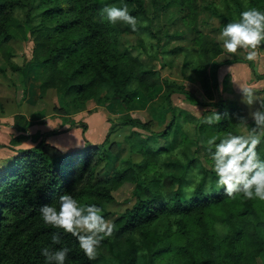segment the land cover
<instances>
[{
    "label": "trees",
    "instance_id": "trees-1",
    "mask_svg": "<svg viewBox=\"0 0 264 264\" xmlns=\"http://www.w3.org/2000/svg\"><path fill=\"white\" fill-rule=\"evenodd\" d=\"M122 1L131 5L128 9L133 16L148 17L144 0ZM232 1L239 15L245 11L242 0ZM112 2L0 0V48L12 68L21 69L12 63L11 44L30 33L31 61L37 64L41 78L40 95L53 88L78 104L106 91L104 99L117 97L129 107L145 102L151 90L163 86L168 113L165 125L156 129L152 121L123 117L120 124L141 128L147 135L137 140L132 134L126 136L128 154L105 179L97 176V170L108 158L104 145L109 133L100 143L85 139L82 146L53 148L52 152L46 136L59 131L51 129L35 135L38 140L33 146L18 148L10 162L0 166V264H46L41 254L44 247H68L65 264H98L107 252L119 264H252L264 253V201L246 199L242 194L229 198L223 188H217L206 146L212 137L219 142L228 133L244 135L240 130L245 125L239 122L244 110L236 99L223 95L218 70L223 64L246 61L251 65V61L240 57L216 61L221 45L196 30V62L187 55L183 65L198 78L208 98L202 101L185 83L168 81L152 63L179 46L164 49L149 25L157 48L151 45L152 52L139 37L141 50L134 53L122 38L132 32L130 27L101 18V10ZM185 3L192 7V0ZM247 4L248 9L264 11V0H248ZM19 6L28 8L23 19L14 14ZM38 8L40 18L32 22L33 10ZM137 27L146 28L140 23ZM174 92L211 107L198 116L175 105ZM214 110L221 121L204 123V117ZM13 117L19 130L25 131L30 123L27 118L19 111ZM81 125L83 130L87 128L84 121ZM173 132L178 134L175 146L158 143V138ZM23 136H14L11 145ZM257 151L264 159V142ZM125 180L135 182L131 203L118 211L108 210L106 203L115 199L113 190ZM64 193L81 204L102 208L104 218L115 224L113 235L102 241L95 260L87 258L74 236L42 219L40 208L45 204L58 207V198ZM217 225L222 226L220 232ZM54 233L61 235V244H52Z\"/></svg>",
    "mask_w": 264,
    "mask_h": 264
},
{
    "label": "rangeland",
    "instance_id": "rangeland-1",
    "mask_svg": "<svg viewBox=\"0 0 264 264\" xmlns=\"http://www.w3.org/2000/svg\"><path fill=\"white\" fill-rule=\"evenodd\" d=\"M148 11V17L139 19L141 26L145 29L136 33H124L123 41L134 53H138L141 48L138 46L139 37L143 39L144 45L151 49L157 48L156 37H151L149 33V25L152 30L160 37L159 43L164 49H172L179 46L177 51H169L164 54L162 60H154L159 68L162 76L168 81L185 83L199 99L208 100L201 89L198 78L191 73V68H184V61L188 56L196 62L197 49L193 45V38L196 30L206 34L208 37L216 40L222 47L220 33L228 22H235L240 15L235 11L234 1L232 0H192L191 8L185 3L189 0H144ZM244 10L248 9V0H242ZM111 5L123 7L130 4H123L122 0H114ZM195 5V6H194ZM41 9L33 10L32 22H37L40 18L38 12ZM218 11V12H217ZM28 12L25 6H19L15 9L14 14L23 19ZM32 36L28 33L27 38L13 41L12 46V63L22 67V65L31 57L32 52ZM154 45V46H151ZM246 51L239 50L236 54H229L222 47V51L216 55V61H224L226 59L245 58ZM162 61L165 64H162ZM21 63V64H20ZM223 64L218 70V79L223 87V95L236 99L244 110V117L247 118V125L241 127L240 132L248 135L253 125L249 112L254 111L259 105H254L251 109L242 102L241 91L235 92L230 84L229 66ZM250 68L253 71L252 79H255L249 87L258 89L257 95L264 99V47L259 49V57L255 61H251ZM21 69H13L12 65L5 59L3 49L0 48V115L14 114L16 111L25 112L33 116L42 115L44 129H56L59 132L49 134L46 139L49 140L51 151L54 152L56 145L61 144L58 150H66L81 146L85 142V137L90 139L92 143H100L104 140L107 133L108 140L104 147L108 153V158L98 166L97 176L99 178L109 177L114 169L118 166L120 158L128 154V143L126 136L133 135L135 140L145 138L147 132L141 128L131 127L130 125H122L125 115L137 116L144 121H152L153 126L160 128L165 125L168 120L167 105L165 102V89L163 86L156 87L149 92V96L145 102H134L131 106H125L117 97L104 99L106 91H103L95 98L87 99L84 102L74 104L71 97L65 96L57 92L53 88H49L44 95L39 94V83L41 78L38 68L25 69V74ZM258 80V82H257ZM30 83V84H29ZM26 84V86H25ZM25 87V88H23ZM37 89V92H36ZM18 90V91H17ZM19 92V93H18ZM19 94H22L19 96ZM173 103L179 107H184L198 116L205 114L207 107L194 102L190 96L185 93L174 92L171 95ZM25 102H24V101ZM39 117V116H37ZM86 121L87 128L82 129V122ZM111 127V128H110ZM109 131V132H108ZM84 141V142H83ZM178 141L177 132H173L168 137L158 138L161 145L175 146ZM83 142V143H82ZM24 143V142H23ZM60 147V146H59ZM54 148V151H53ZM12 159V155H7V160L2 165H6ZM206 167L211 168L210 164ZM135 182L131 180L123 181L113 190L115 199L106 203V208L111 211H118L131 203V195ZM165 222V221H163ZM98 264H119L113 253H106L105 257ZM252 264H264V253L257 256Z\"/></svg>",
    "mask_w": 264,
    "mask_h": 264
},
{
    "label": "clouds",
    "instance_id": "clouds-1",
    "mask_svg": "<svg viewBox=\"0 0 264 264\" xmlns=\"http://www.w3.org/2000/svg\"><path fill=\"white\" fill-rule=\"evenodd\" d=\"M101 18L111 24L122 22L133 33L139 31L137 25L141 23L138 17L129 12L127 5L105 6L101 10ZM220 39L227 53L236 54L244 50L248 61L257 60L259 49L264 47V11L255 7L242 11L237 21L228 22L223 27ZM240 91L242 102L250 109L259 105L249 112L254 125L251 132L248 135L228 133L219 142L212 137L206 141V146L211 152L217 188H223L229 198L242 194L246 199L264 201V159H261L257 151L264 142V99L257 95L258 89L254 87L243 86ZM221 119V115L214 110L211 115L204 117L203 122L213 125ZM239 122L247 125V118L241 117ZM102 212L103 209L97 205L81 204L69 193L59 196L58 207L45 204L40 208L44 223L74 236L90 261L97 258L102 241L111 237L115 231V224L106 220ZM221 227L217 225L218 232ZM51 239L53 245L61 244L59 233H54ZM69 251L68 247H44L41 254L46 264H65Z\"/></svg>",
    "mask_w": 264,
    "mask_h": 264
},
{
    "label": "crops",
    "instance_id": "crops-1",
    "mask_svg": "<svg viewBox=\"0 0 264 264\" xmlns=\"http://www.w3.org/2000/svg\"><path fill=\"white\" fill-rule=\"evenodd\" d=\"M229 64H230L229 65L230 67H229L228 73H229V78H230V84L235 92H239L240 87H243L244 85H248L249 82L251 83L252 81L255 80V79H252L255 77H252L254 76L253 71L250 68L249 63H247L246 61H234ZM27 66L28 68H32L33 66H35V68H38L37 64L31 61V57L28 58L27 61H25V63L22 65L23 74H25V69L27 68ZM36 92H37V89H36ZM20 95L22 97V94H19V96ZM19 112H21L30 122L25 131L19 130V127L15 124L13 113L7 114V115H0V166L2 163H4V161L7 160V155L13 156V154L16 152L18 148L33 146L38 140V138H36L35 135H37L38 133L40 134L47 130H51V129H44V125H43L44 123L41 122L43 121L41 118L42 115H37L39 117L37 116L34 117L33 113L31 115H28L25 112H22V111H19ZM84 122L86 123V121ZM20 133H23L24 136L19 139H16L14 144L11 145L10 143L11 139ZM85 139L87 138L85 137ZM49 140L50 139L47 138L46 142H49ZM87 140L92 142L90 139H87ZM54 144L56 145V147L58 146L57 147L58 149H61V147L62 148L65 147L61 144L59 145H57L56 143Z\"/></svg>",
    "mask_w": 264,
    "mask_h": 264
}]
</instances>
